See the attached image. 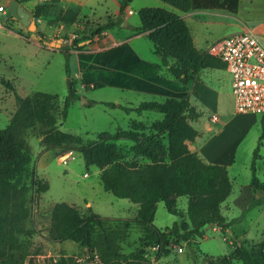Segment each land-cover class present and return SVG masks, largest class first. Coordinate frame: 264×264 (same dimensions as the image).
Here are the masks:
<instances>
[{
  "label": "rangeland",
  "instance_id": "374dc122",
  "mask_svg": "<svg viewBox=\"0 0 264 264\" xmlns=\"http://www.w3.org/2000/svg\"><path fill=\"white\" fill-rule=\"evenodd\" d=\"M36 1L38 0H23L29 8L34 6ZM120 4L121 0H92L82 5L79 17L71 23L62 17L68 5L65 4L63 9L58 5L52 7L48 15L43 17L36 18L32 15V19L37 23L33 30L22 24L20 19L6 18V12H0V129L8 125L13 115L19 111L16 131L19 142L28 155L22 173L12 180L10 192L1 206V214L4 216L11 213L7 225L13 231L10 234L12 238L15 234L21 237L22 241H27L31 255L26 258L24 264H32L30 259H33V264H55L61 256L72 257L70 264H76L78 259L84 264H103L97 255L92 254L87 246L79 242L71 239H51L49 228L52 210L57 202L67 201L76 205L82 212H87L88 206L92 205L96 212L107 217L130 218L137 214L138 204L106 190L100 178L101 168L96 165L87 166L80 151H64L62 146L49 150L43 142L46 135L57 129L80 135L84 141H88L96 139L102 132L127 129L132 119L141 118L137 111H126L119 106H106L102 103L104 101L115 102L117 105L138 106L144 101L163 100L162 96L132 89L114 86L86 89L76 83L81 97L70 105L67 118H63L64 103L70 92L69 79L73 81L80 74L75 53L79 46L72 43L75 38L91 36L98 24L109 20H115L117 23V27L112 31L113 37L134 35V28L141 23L138 11L143 7H166L178 11L163 0H132L126 7L127 12L124 11L118 16L116 12L120 9ZM128 8H132L133 12L129 13ZM208 12L209 19L205 20L194 22L192 17H186L188 23L196 28L200 35V46L205 48L208 43L220 37L242 30L241 22L237 21L233 14L224 10ZM125 15L129 26H126L127 23L123 24V21L120 22ZM240 18L248 23L264 22V8L246 13ZM130 41L145 58L161 61L147 35H135ZM63 47L72 52L69 57V74L66 72L65 53L61 51ZM2 78L12 81L15 90L4 83ZM216 95H219V101ZM191 102L202 110V118L206 120L213 112L219 116L232 114L235 108V94L231 73L226 68L202 70L199 79L193 83ZM152 112L157 118H162L160 112ZM255 115L257 116L254 121L247 124L244 136L237 144L232 166H227L234 183V191L222 203L221 210L229 220L237 219L232 229L229 231L212 224L206 229L203 237H194L191 245L171 239L168 245L169 253L160 258L156 256L157 249H148L146 257L151 264H221V257L229 254L242 240H245L248 246L255 247L264 239L263 194L260 193L245 203L252 192L249 185L256 148L257 176L261 181L264 180L262 115ZM115 142L120 144L119 146L129 148L125 146L128 145L127 140ZM144 144L148 148H154L160 158L168 157L167 151L163 149L164 145L157 144L153 147L146 139ZM65 154H70L67 163H64L61 157ZM34 174L48 181L47 191L36 192L32 182ZM252 199L259 202L246 209ZM12 205H16L13 210ZM176 205L185 212L188 197H177ZM182 219V216L170 212L164 201L158 202L153 221L158 228L165 229ZM108 223L115 225L113 220ZM242 234L244 237L239 240ZM142 236L141 227L133 224L129 234L119 240L121 250H135L140 246ZM36 249H39L40 253L33 254ZM234 264L244 262L235 258Z\"/></svg>",
  "mask_w": 264,
  "mask_h": 264
},
{
  "label": "trees",
  "instance_id": "16d2710c",
  "mask_svg": "<svg viewBox=\"0 0 264 264\" xmlns=\"http://www.w3.org/2000/svg\"><path fill=\"white\" fill-rule=\"evenodd\" d=\"M132 0H121L120 14H123ZM188 12L196 9H218L231 13L238 12L239 0H163ZM68 7L62 17L74 22L82 11V6L68 3L66 0H44L35 6L36 18L48 15L52 7ZM141 24L135 27L137 32H144L153 42L155 53L163 64L169 59L176 60L171 70L177 79H169L159 74L161 64L142 59L128 42L98 53L78 51V63L82 73V82L95 87L106 85L125 89L147 91L165 96L164 101H144L138 106L117 105L115 102H102L106 106L125 109L126 111H157L163 117L152 122L132 120L127 129L115 132L99 133L96 139L84 141L80 135L55 130L44 137L46 149L56 146L77 149L85 159L87 166L101 168L100 178L106 190L120 198H127L138 204L135 217H107L96 212L92 205L87 212H82L76 205L67 201L54 204L49 228L51 239H71L87 246L92 254L99 255L103 264H151L146 257L148 249L158 246L157 258L169 253L171 239L184 241L191 245L194 237H203L212 224L232 229L236 218L229 220L222 213V203L232 192V181L228 167L224 164L211 163L198 152L190 149L188 141H193L198 134L191 123L198 119L201 112L190 102V84L200 77L205 68H226L219 57L210 54L206 48H198L194 42L190 26L182 15L165 7H143L139 11ZM118 15V16H119ZM6 18H8L6 16ZM124 19H121L122 22ZM115 20L100 23L89 37L75 38L72 43L84 49L81 44L88 39L101 35L103 30L115 26ZM66 56V72L69 74L71 50L61 48ZM98 67H102L98 70ZM113 71H119L116 76ZM2 81L15 90V84L2 78ZM66 97L63 118H67L70 105L80 99L75 81ZM95 102V101H94ZM19 111L10 123L0 129V264H24L31 255L27 241H22L7 225L11 213L2 215L5 196L10 192L12 180L22 173L28 160L26 150L18 139L16 126ZM262 135L264 137V115L261 116ZM127 140L129 148L119 146L117 140ZM145 139L151 146H162L168 157H159L155 149L144 144ZM59 153H56L58 155ZM132 155V156H130ZM258 148L254 151L252 169V187L264 189V180L257 176L255 159ZM33 186L36 192L49 189L48 181L34 174ZM179 196L188 197V207L184 212L176 205ZM164 201L167 209L183 217L165 229L154 224L157 204ZM259 200L252 199L246 209ZM16 205L11 206V210ZM185 213V214H184ZM113 220L114 226L108 222ZM133 224H138L143 236L138 248L130 252L121 250L119 240L125 238ZM245 240L227 255L221 257V264H234V259H242L244 264H264V239L255 247L248 246ZM40 253L36 249L33 254ZM33 264V259H30ZM72 257L61 256L55 264H70Z\"/></svg>",
  "mask_w": 264,
  "mask_h": 264
},
{
  "label": "crops",
  "instance_id": "0c3cea01",
  "mask_svg": "<svg viewBox=\"0 0 264 264\" xmlns=\"http://www.w3.org/2000/svg\"><path fill=\"white\" fill-rule=\"evenodd\" d=\"M17 1H18L19 5H21L26 11H28L30 13L31 18H32L35 6L42 3L44 0H38V1L34 2V6H32L30 8L26 6L27 2H23V0H17ZM66 1L68 3L80 4L82 6L83 4L91 2L92 0H66ZM263 8H264V0H239L238 12L237 13L228 12V13L233 14L234 17H236V20L241 22L242 27H243L244 23H247L249 25L256 24V25L261 26V25H264V22L248 23V22H244L242 20V18H240V17L245 15L246 13L254 12L256 10L263 9ZM128 9H130V8H128ZM177 10L178 11H176V12L179 13L180 15H182L187 23H188V21L186 19L187 16L192 17V21H194V22L199 21V20L209 19V18H207V16H210V14L208 12V11H210V9H208V10L207 9H196V10H190L188 12H182L179 9H177ZM212 10H218V9H212ZM125 12H127V8L125 9ZM116 13H117V15H119L120 9H118ZM126 16L127 15H125L124 20L127 18ZM197 16L199 18H197ZM200 18H202V19H200ZM188 25L190 26V29L192 31L193 39H194L196 46L198 48L203 49L204 46H200L201 38L197 32V29L193 28L192 25L189 23H188ZM126 26H129L128 22H127ZM116 27H117V25H115L111 28H107V29L103 30V32L100 36L96 35V36H94V38L86 40V42H84V43H86L87 46L82 50H76L75 53L77 54L78 51H82L84 53H98V52L110 49L114 46L120 45L124 42H128L131 45V47L135 50V52L142 59L147 60V61H151V62H157V63L161 64V67L159 69V74H161L162 76L169 78V79H177L175 76V73L170 68L171 65H177L175 59L171 58V59H169L168 64H163L162 59H161V61L147 59L133 47L130 39L135 35L145 34L144 32H137L134 28V30L136 32V34H134V35L124 36V37H113L112 31ZM194 27H196V26L194 25ZM1 30H3V29H1ZM21 37H23V36H21ZM154 51H155V49H154ZM101 68L98 67V70H100ZM113 72H114L113 76H116L120 73L119 71H113ZM74 81H75V84L77 83V85H78V83H80V85L86 89H88V88H100V87H95L93 83H91L90 86H86V84L84 82H82L81 70H80L79 77L77 79H75ZM193 83L194 82H192L189 85L190 86V102H191V92L193 90ZM106 86H111V85H106ZM102 87H105V86H102ZM114 87H116V86H114ZM118 88H120V87H118ZM122 89H125V88H122ZM76 90L78 92L77 88H76ZM135 91L162 96L160 94H154V93L147 92V91H139V90H135ZM162 97H163L162 101H164L165 96H162ZM216 99H217V101H219V95H216ZM152 101H158V100H152ZM191 104H192V102H191ZM192 105H194L201 112V116L198 119L191 121V123L197 129L198 134L193 141H188V145H189L190 149L193 151H198L204 157V159L208 162L224 164L226 166H232L233 154L236 150L237 144L240 142V140L244 136L247 124L249 122L254 121L255 116H257V115L252 114V113L239 115L236 113L235 108H234V112L232 114H228V115L222 114L221 116H219L218 114L213 112L212 115H210L209 118L206 120V119L202 118V115H203L202 110H200L198 108V106H196L195 104H192ZM129 106H134V105L129 104ZM139 115L141 117L140 119H132V120L152 122L155 119H161V118H157V116L154 115V113L152 111H144L142 113H139ZM213 116H215L216 118H213ZM162 117H163V115H162ZM131 121H130V123H131ZM102 133H105V132H102ZM228 170H229V168H228ZM229 174H230V172H229ZM230 178H231V176H230ZM231 181H232V179H231ZM249 188L252 189V192L249 194V196H250L249 200L248 201L246 200L245 203H248L252 197H254V196L257 197L258 195H260V193L263 194V189L255 190L251 184L249 185ZM233 191H234V183L232 182L231 194L233 193ZM241 191H243V189H241ZM263 201H264V196H263ZM227 230L230 231L231 229L228 228ZM242 237H244V234H242L240 236L239 240H241Z\"/></svg>",
  "mask_w": 264,
  "mask_h": 264
},
{
  "label": "built area",
  "instance_id": "2783aa9c",
  "mask_svg": "<svg viewBox=\"0 0 264 264\" xmlns=\"http://www.w3.org/2000/svg\"><path fill=\"white\" fill-rule=\"evenodd\" d=\"M6 11L0 5V12ZM206 50L223 60L232 75L236 113L264 115V25L244 23L241 31L220 37L209 43ZM61 157L67 163L70 154ZM76 264L84 263L78 259Z\"/></svg>",
  "mask_w": 264,
  "mask_h": 264
},
{
  "label": "water",
  "instance_id": "95a60500",
  "mask_svg": "<svg viewBox=\"0 0 264 264\" xmlns=\"http://www.w3.org/2000/svg\"><path fill=\"white\" fill-rule=\"evenodd\" d=\"M0 5L6 8L7 10L6 16L8 18L16 17L20 19L21 23L28 26L30 30H33L37 27L36 21L31 18V15L28 11H26L21 5H19L17 0H0ZM124 23H127V21L123 20V24ZM53 43L54 42H51V44ZM59 45L60 43L57 44V46ZM69 86L71 90L72 88L71 79H69Z\"/></svg>",
  "mask_w": 264,
  "mask_h": 264
}]
</instances>
